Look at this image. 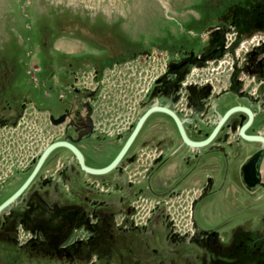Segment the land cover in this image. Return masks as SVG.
<instances>
[{"label":"flooded vegetation","instance_id":"1","mask_svg":"<svg viewBox=\"0 0 264 264\" xmlns=\"http://www.w3.org/2000/svg\"><path fill=\"white\" fill-rule=\"evenodd\" d=\"M191 4L204 13L143 49H119L116 19L106 31L96 22L85 33L75 22L39 31L31 69L65 76L59 89L47 87L55 96L45 89L54 111L31 103L0 71V264H82L91 256L106 264H264V208L255 213L254 205L264 198V0ZM131 64L158 65L143 91L131 84ZM22 115L43 131L19 162L8 152ZM141 116L105 175L80 168L67 149L88 169L103 167ZM101 124L122 132L102 134ZM180 196L189 199L181 217L189 228L176 233L164 204ZM140 198L157 205L134 226L127 216ZM204 199L221 203L214 223L195 221Z\"/></svg>","mask_w":264,"mask_h":264},{"label":"rangeland","instance_id":"2","mask_svg":"<svg viewBox=\"0 0 264 264\" xmlns=\"http://www.w3.org/2000/svg\"><path fill=\"white\" fill-rule=\"evenodd\" d=\"M193 1L195 2V0H0V71L9 74L8 83L28 93L25 98L31 103L54 111L58 106L45 101L44 96L51 91L47 87L59 89L60 82L65 76L62 71L56 69L35 72L31 69V58L40 35L39 31L43 34V30L51 29L48 28L51 24L56 25L55 30L60 26L61 29H65L63 26L71 22L81 24L83 30L76 29L80 32L89 31L85 23L95 22L96 30L106 31L110 29L109 21L116 19V27L111 33L120 34L121 38L118 37L117 40L121 45L119 49H143L150 44H157L158 41L163 44L168 41L167 38L159 37L176 27L182 28L181 22L184 18L204 13L197 4L195 6L191 4ZM157 66L152 64L150 69L156 70ZM51 74L57 78L56 83H53ZM120 86H122L120 83H115L114 88ZM109 87L111 85L106 83V88ZM106 93L107 91L104 92ZM48 96H55L54 90ZM124 135L125 133L120 136V142ZM120 142L117 146L108 147L110 156ZM254 205L257 206L255 213H259L264 208V198L255 201ZM221 207L219 199L207 202L205 199L200 200L194 206L195 221L214 223L216 213L221 211ZM250 219L254 220L253 216H250ZM78 231L74 234L83 232L80 229Z\"/></svg>","mask_w":264,"mask_h":264},{"label":"built area","instance_id":"3","mask_svg":"<svg viewBox=\"0 0 264 264\" xmlns=\"http://www.w3.org/2000/svg\"><path fill=\"white\" fill-rule=\"evenodd\" d=\"M150 66L146 65H128L126 68L127 73L130 74L131 84L138 89V91H143L145 89L144 82L147 81V75H149L150 72H156L157 69L151 70ZM90 88L92 86H89ZM118 97L113 98L115 99V107L118 102ZM102 99V98H100ZM123 102V101H122ZM124 105V104H123ZM24 120V121H23ZM39 119H31V117H27L26 115L21 116V124L18 132V136L15 138V145L17 148L13 147L8 152V158H16L19 162L22 160V157H28L30 156V150L34 148V146H38V143L42 141V128L38 124ZM99 130L102 134L111 135L114 133L115 135L119 132H122L121 128H115L112 126V129L109 131V129L104 126L103 124L99 125ZM50 138V137H49ZM13 162V161H11ZM126 179L132 181L133 177L131 173L127 172L125 174ZM188 198L186 197H178L175 200L171 199L167 203L164 204L165 209L168 212V216L171 219L172 223L175 227V232L177 233H183L186 232L187 228H189V223L187 220L183 219L181 217H186L187 214V208L185 203H188ZM172 201H175L178 203L179 212L176 213L171 208L170 203ZM156 199H148L146 201L145 199L142 200L141 198L139 200H136L132 203L134 212L131 213L129 216H127V221L133 224L134 226H140L144 223V220L149 216L150 211L157 205ZM95 257H90L85 261H82V264H104L102 262H98L95 260Z\"/></svg>","mask_w":264,"mask_h":264},{"label":"water","instance_id":"4","mask_svg":"<svg viewBox=\"0 0 264 264\" xmlns=\"http://www.w3.org/2000/svg\"><path fill=\"white\" fill-rule=\"evenodd\" d=\"M141 118H143V116L139 117L136 120L132 132L130 134H128L127 137L124 139L125 142L123 143V145L119 147L118 151L116 153H114V156L103 167L101 166L99 168L91 169L90 170L87 167L83 166L82 165V158L79 155V153L74 150V147L73 146L69 145L68 143H65V144L68 147L67 149L70 151V153L72 154V156L75 157V158H73L74 161L77 160V163H78V165H79L80 168H82L85 171H89V173H91V172L92 173H95L96 175H105V173L108 172L110 169L113 170V169L116 168V167H113V166L119 160V158L121 157V154L123 153L125 147L128 145L129 141H131L130 140L131 139V136L137 130V128L139 127L138 125H139V122H140ZM56 122H58V121H53V123H56ZM178 128H179L178 131H179V134H180L181 138H183L185 140V142H186V138H184V136H183V134L181 132V128H180L179 124H178ZM58 143H60L62 145V143H64V142H62V143L61 142H56V144H58ZM50 144H52V145H49L47 147V149L43 150L42 152L47 151L48 149H50V147L53 146L54 143H50ZM108 156L109 155L104 154V156L103 157L101 156L99 158V160L104 161Z\"/></svg>","mask_w":264,"mask_h":264}]
</instances>
